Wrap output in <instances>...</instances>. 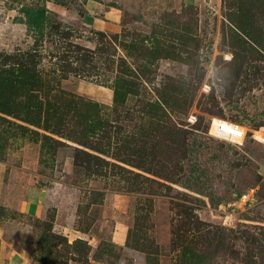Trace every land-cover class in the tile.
<instances>
[{"label": "rangeland", "instance_id": "374dc122", "mask_svg": "<svg viewBox=\"0 0 264 264\" xmlns=\"http://www.w3.org/2000/svg\"><path fill=\"white\" fill-rule=\"evenodd\" d=\"M35 1L0 0V54L41 56L0 65V264H264V0H90L100 34L45 3L59 33L33 39ZM32 185L35 217L11 204Z\"/></svg>", "mask_w": 264, "mask_h": 264}, {"label": "crops", "instance_id": "0c3cea01", "mask_svg": "<svg viewBox=\"0 0 264 264\" xmlns=\"http://www.w3.org/2000/svg\"><path fill=\"white\" fill-rule=\"evenodd\" d=\"M46 5L47 8L53 10V13L57 15V19L64 24L78 27L84 31L93 30L106 33H116L118 31L119 22L116 13L110 10L108 11L105 9L104 5H97L93 1L87 0L86 4L84 3L78 6L74 17H72V13L69 12V10H66L65 14H60V11L55 7L61 9L63 6H58L52 0H49ZM49 5H51V7H49ZM68 16L72 18H68ZM23 190L24 191L19 194L16 193L13 195L14 198L11 204H13L20 213H24L30 217L43 214V211L47 208L49 192L35 185L30 187L26 186Z\"/></svg>", "mask_w": 264, "mask_h": 264}, {"label": "trees", "instance_id": "16d2710c", "mask_svg": "<svg viewBox=\"0 0 264 264\" xmlns=\"http://www.w3.org/2000/svg\"><path fill=\"white\" fill-rule=\"evenodd\" d=\"M48 1L49 0H37L35 2L22 5L18 10V13L21 17L14 18L15 23L24 25L26 34L33 39H42L44 35L47 34L46 32L48 28H51L50 33H59L56 30L60 27V24L53 25L47 15L48 12L45 7V3H47ZM98 34H100V32H98ZM36 57H38V61L36 62V64L38 65L40 64L41 56L36 51L19 52L17 55L13 56L0 54V65L4 62H12V60H15L18 61V64L21 68L28 67L29 70H33L37 67L36 65H34ZM24 74L26 75L27 73ZM35 76L36 74L33 73L31 79H26L27 82H31L30 86L32 88H37L38 83L41 85L39 78H35Z\"/></svg>", "mask_w": 264, "mask_h": 264}, {"label": "built area", "instance_id": "2783aa9c", "mask_svg": "<svg viewBox=\"0 0 264 264\" xmlns=\"http://www.w3.org/2000/svg\"><path fill=\"white\" fill-rule=\"evenodd\" d=\"M189 122L193 123L195 119L193 117H189L188 119ZM222 122L219 119H212L211 123L209 125V134L213 137L221 138L224 139L225 141L234 143V144H242L245 136L247 129L244 128L243 126L237 125V124H232L233 126V131L231 133H227L223 131ZM253 137L258 140L254 135ZM246 195H242L240 197V202L241 204H245L247 202V199L244 201L243 199L245 198Z\"/></svg>", "mask_w": 264, "mask_h": 264}, {"label": "bare ground", "instance_id": "6f19581e", "mask_svg": "<svg viewBox=\"0 0 264 264\" xmlns=\"http://www.w3.org/2000/svg\"><path fill=\"white\" fill-rule=\"evenodd\" d=\"M221 122H222L221 126H222L223 131L227 133H231L233 131L234 128L232 124L225 122V121H221Z\"/></svg>", "mask_w": 264, "mask_h": 264}, {"label": "clouds", "instance_id": "9594fccd", "mask_svg": "<svg viewBox=\"0 0 264 264\" xmlns=\"http://www.w3.org/2000/svg\"><path fill=\"white\" fill-rule=\"evenodd\" d=\"M231 143V142H230ZM238 145V144H237Z\"/></svg>", "mask_w": 264, "mask_h": 264}]
</instances>
